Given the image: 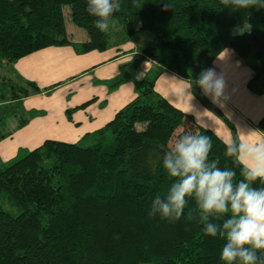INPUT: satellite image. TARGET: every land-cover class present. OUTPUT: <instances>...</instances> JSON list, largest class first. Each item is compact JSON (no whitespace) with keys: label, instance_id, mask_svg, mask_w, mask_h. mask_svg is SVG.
<instances>
[{"label":"trees","instance_id":"obj_1","mask_svg":"<svg viewBox=\"0 0 264 264\" xmlns=\"http://www.w3.org/2000/svg\"><path fill=\"white\" fill-rule=\"evenodd\" d=\"M164 3L171 6L166 11ZM64 6L86 42L69 41ZM86 6V0H0V68L51 46L104 51L108 35L93 26ZM111 19L124 40L154 35V47L139 52L158 67L134 80L135 97L78 143L45 140L22 157L0 158V264H222L224 241L205 235L198 216L188 219L193 200L175 222L148 215L152 200L172 182L162 159L183 134L177 130L185 119L154 83L170 71L192 84L231 49L252 70L248 89L264 94V8L233 11L219 0H121ZM245 20L250 33L234 34ZM139 64V58L127 64L128 74ZM19 80H0V101L19 108L23 98L40 93L34 83ZM192 91L201 99L195 84ZM257 127L264 134V116ZM198 131L211 139L209 160L242 179L222 140L211 130ZM253 186L264 187L259 181Z\"/></svg>","mask_w":264,"mask_h":264},{"label":"crops","instance_id":"obj_2","mask_svg":"<svg viewBox=\"0 0 264 264\" xmlns=\"http://www.w3.org/2000/svg\"><path fill=\"white\" fill-rule=\"evenodd\" d=\"M76 34L77 37L68 38L71 43L88 40L86 33ZM149 44L134 40V37L124 40L121 36L111 48L107 44L104 51L83 54L77 53L71 45L51 46L3 66L0 80L4 83H20L21 79L34 83L40 90V93L23 98L20 104L25 112L33 109L38 117L13 134H43L62 128L70 134L85 135L102 128L135 97L134 80H141L150 68L158 67L139 52L142 48H153ZM137 58L140 59L139 66L128 74L127 64ZM119 67L125 68L122 81L119 80L121 77L117 79ZM209 68L214 69L225 83L221 100L216 104L203 95L201 89V99L197 98L192 88L188 89V81L170 71H162L156 79L154 91L185 114L184 125L177 132L198 131L200 127L211 130L223 141L238 130H259L258 123L264 116V94H254L248 89L252 70L231 49L222 51ZM73 91L77 94L69 101ZM189 94L194 98L191 99ZM47 95L51 97L45 102ZM11 103L0 101V122L5 114L1 107ZM42 112L47 114L46 117ZM261 136L264 134L259 130L258 136L249 139ZM10 147L6 140L0 143V155L7 154Z\"/></svg>","mask_w":264,"mask_h":264},{"label":"clouds","instance_id":"obj_3","mask_svg":"<svg viewBox=\"0 0 264 264\" xmlns=\"http://www.w3.org/2000/svg\"><path fill=\"white\" fill-rule=\"evenodd\" d=\"M219 2L233 11L264 8V0ZM86 5V12L94 17L93 26L101 32L109 29L113 14L121 10V0H86ZM170 7L164 3L162 10ZM251 27L245 20L233 31L242 35L250 33ZM192 84L214 104L221 100L225 88L223 78L212 68L202 69ZM258 135L259 130H238L222 141L225 156L241 168L243 178L238 181L233 169H222L218 160H209V136L199 131L179 135L162 159V168L172 182L166 193L152 200L148 215L175 222L193 200L188 219L198 216L205 235L224 241L219 253L222 264H264V187L253 186L257 181L264 185V136L249 139Z\"/></svg>","mask_w":264,"mask_h":264},{"label":"rangeland","instance_id":"obj_4","mask_svg":"<svg viewBox=\"0 0 264 264\" xmlns=\"http://www.w3.org/2000/svg\"><path fill=\"white\" fill-rule=\"evenodd\" d=\"M62 14L64 17V25L68 38L77 37V32H80L81 34L86 33L82 28L75 26L70 21L68 6H64L62 8ZM106 33L108 35L109 48L113 47L114 42L118 41L121 36L124 35L120 25L113 19L110 20V26ZM133 37L134 40L140 39L146 43H151L149 44L151 45V47H154L155 45L154 35L151 32H142L136 34ZM123 73H125V68L119 67L117 79H119V77H121ZM122 79L123 77H121L119 80L122 81ZM76 94L77 91H73V93L69 96V101L74 96H76ZM51 95H47L44 98V101L48 102L50 100ZM1 108L4 110L3 113H5L6 115L4 114V116H2L0 122V143L6 140L9 146H11L10 149H8L9 152H7V154L3 152L2 156L0 155V158L6 162L16 159L18 157H22L27 152L31 151V149H33L34 147L39 146L45 139L51 138L65 143H78L84 135L70 134L69 130H65L62 128H58L54 131H44L43 134H13L17 130H19V128L22 127L25 123L29 122L34 117H38V113L36 115V112L33 109L27 110V112H25V110L22 108V105L18 108L16 104L3 106ZM46 115L47 114L45 112H42L43 117H46ZM58 126H61V124H59ZM5 128H7V130ZM89 143V141L82 142L83 145H88Z\"/></svg>","mask_w":264,"mask_h":264}]
</instances>
